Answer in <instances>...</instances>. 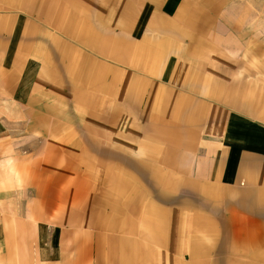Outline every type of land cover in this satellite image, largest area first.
I'll return each instance as SVG.
<instances>
[{
    "label": "crops",
    "instance_id": "obj_1",
    "mask_svg": "<svg viewBox=\"0 0 264 264\" xmlns=\"http://www.w3.org/2000/svg\"><path fill=\"white\" fill-rule=\"evenodd\" d=\"M0 264H264V0H0Z\"/></svg>",
    "mask_w": 264,
    "mask_h": 264
}]
</instances>
